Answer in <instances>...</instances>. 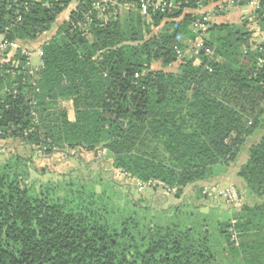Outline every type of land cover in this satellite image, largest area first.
<instances>
[{
	"label": "trees",
	"instance_id": "16d2710c",
	"mask_svg": "<svg viewBox=\"0 0 264 264\" xmlns=\"http://www.w3.org/2000/svg\"><path fill=\"white\" fill-rule=\"evenodd\" d=\"M73 1L0 0V41L26 44L56 29L35 79L19 51L8 61L10 50L0 55V141L32 156L105 151L112 172L161 181L176 197L190 189L204 201L205 186L260 135L238 168L240 206L224 221L181 206L153 209L119 192L113 177L36 186L28 182L32 156L9 152L0 162V264H240L230 221L240 236L264 214V202L242 201L264 200V42H251L247 21L212 24L204 40L211 54L185 52L175 37L195 38L188 26L196 16L186 11L208 0H174L173 14L148 22L136 0H79L56 27ZM263 14L264 2L262 31ZM155 62L177 69L154 70ZM63 102H71L72 117Z\"/></svg>",
	"mask_w": 264,
	"mask_h": 264
},
{
	"label": "rangeland",
	"instance_id": "374dc122",
	"mask_svg": "<svg viewBox=\"0 0 264 264\" xmlns=\"http://www.w3.org/2000/svg\"><path fill=\"white\" fill-rule=\"evenodd\" d=\"M76 2H73L69 7L65 10L63 14L59 16V22L60 18L67 16L71 9L75 8ZM124 7H121V10ZM243 8V7H242ZM245 17V15L243 16ZM176 22V21H175ZM178 22V21H177ZM244 22V21H243ZM243 22H240L238 24H243ZM165 21L162 22L160 26H163ZM171 23V22H170ZM245 23V22H244ZM169 24V23H168ZM191 24L188 26L189 31L192 34V31L190 29ZM160 28V27H159ZM159 28H153L154 32H158ZM259 28L258 24L256 25V29ZM261 28V27H260ZM245 29L248 33L251 34V39L254 40V43H257L261 40V36H252V34L255 33V24L251 22L245 23ZM160 32V31H159ZM40 37V36H39ZM38 37V38H39ZM194 39V38H193ZM39 41L36 42L35 40H30L32 43H34L33 47L28 45H23L22 43L19 44V48L11 50V53L9 56L6 57V60L12 59V57L18 53V51L21 53V55L24 58H29V66L25 64L29 70L32 71L31 75L35 79L37 77V72L40 69H35L38 67V57L40 59V56L37 54V50L42 44L43 40L38 39ZM192 37L187 38L186 36H182L178 42H183V45H186L185 52L191 53V44ZM36 42V43H35ZM38 47V48H36ZM33 55V56H32ZM25 63H27V60H25ZM16 65L18 64V61L16 60ZM170 68H163L161 67L160 63H153L152 69L158 70L163 69L164 71H176V65H171ZM61 107H63L68 115L72 117L73 112L71 110V105L68 102H63L61 104ZM260 135V132H256L250 135L245 140V145L240 147L239 155L236 159V162L230 163L228 166V175L226 179H220L222 175H226V171L222 172L220 175L218 174L215 179H213L212 183L208 186L211 187L210 191L212 193V186L213 187H220V188H226L229 185L234 186L238 191L241 190L240 184H238V181L236 179L235 173L238 172V167L240 164L244 163L247 158V150L249 146L254 144L256 140H258V137ZM149 146L146 148V151L150 152L152 156H156L158 159H163L161 154L158 150L152 149L150 146H152V143H147ZM154 150V151H152ZM9 152H14L22 156H32L30 151H28L25 148L19 147V145H15L13 141H0V162L3 161ZM79 152V151H77ZM74 151H66L63 153L59 152H50L51 154H44L43 151H39L34 153V156H32L33 165L31 166L30 171V177L28 182L33 183L36 186H38L41 183H46L47 181H53L57 182L58 180L64 179L70 177L72 179L76 178L77 180L83 182V183H92L93 181H97V179L101 178L104 181L110 180L112 177L116 180L117 186H119L117 189L121 193H126L129 191L135 200H141L142 203H149L153 209H164V210H170L173 207L181 206L180 209L183 211H200L201 213L205 214V216H208L211 220H217L220 221L223 220V216H226L225 214L229 215L231 214L230 209L227 207L228 205L225 204V202L222 199H216L217 203H214L212 197L206 198V200L199 201L198 199L194 198L191 193L190 189H185L184 193H182L179 197H176V191L173 193H168L166 190H160L157 189L156 191H145V192H139L135 186L131 182H124L123 178L121 176H118L115 172L112 176V169L110 167V160L106 158L105 151H97L96 153H86L81 152L78 154ZM65 153V154H64ZM223 171V170H222ZM218 173V172H217ZM218 178V179H217ZM115 182V181H114ZM130 185V188L127 186ZM128 187V188H127ZM191 188V187H190ZM131 190V191H130ZM219 201V202H218ZM204 202V203H202ZM237 247V246H236ZM239 247V246H238Z\"/></svg>",
	"mask_w": 264,
	"mask_h": 264
},
{
	"label": "built area",
	"instance_id": "2783aa9c",
	"mask_svg": "<svg viewBox=\"0 0 264 264\" xmlns=\"http://www.w3.org/2000/svg\"><path fill=\"white\" fill-rule=\"evenodd\" d=\"M109 2L110 0H104V2ZM264 0H223L221 2V5L218 8V10H224V7L226 9L231 8H237V7H243L246 9H251L252 11L258 13L262 10V3ZM177 6L174 2V0H136V10L142 17L149 18L151 14L159 13L161 15H171L174 13L175 10H177ZM222 8V9H221ZM94 10L98 12H102L103 8L100 4L96 3L94 4ZM198 13V15L193 19L191 23V29L193 35H195V38L191 41L192 48H191V54L194 56L199 55L201 51H203L206 55L211 54V50L207 48L204 45L203 35L206 33V31L209 28V20H210V12L204 11L203 6H197L195 9ZM264 16V14H263ZM182 35H178L176 41L180 40ZM19 48L18 43H10L6 40L0 41V55L4 54L7 50H13ZM42 55V53H40ZM182 51L178 48H176V55L178 58L181 56ZM27 65L29 66V58H26ZM31 71V70H30ZM32 73V71H31ZM118 176H121L123 179H125L127 182H131L135 188L139 192H145V191H151V190H166L168 193H173L177 189L176 188H170L166 184H164L161 181L157 180H148V181H140L136 180L133 177H131L129 174L122 172L121 170L115 172ZM114 175V172H113ZM211 187L205 186L203 190V194L208 193L209 197H212V193L210 191ZM212 192H213V201L214 203H217L216 199H222L225 204H227L228 208L232 212V209L237 211L240 206V197L238 194L237 189L229 185L226 188H220V187H213L212 186ZM219 202V201H218ZM236 219H232L230 221V227H229V235H230V242L236 247L239 244V233L235 229Z\"/></svg>",
	"mask_w": 264,
	"mask_h": 264
},
{
	"label": "crops",
	"instance_id": "0c3cea01",
	"mask_svg": "<svg viewBox=\"0 0 264 264\" xmlns=\"http://www.w3.org/2000/svg\"><path fill=\"white\" fill-rule=\"evenodd\" d=\"M222 1L223 0H218V1H216V0H208L205 5H202L204 11L210 12L209 27L212 24L240 25L238 23L243 22V21L244 22H246V21L248 22L249 21V22L255 24V33L256 34H252V36H261L262 37L261 40L259 42H257L256 44L258 45L261 42H264V31H262L260 29L259 25H258L259 28L256 29V25L258 24V21H259L258 17H257L258 13L252 11L251 9L242 8L240 6L237 7V8H231V9H226L224 7V10H218L217 7H219L221 5ZM73 2H76L75 3L76 4L75 8L71 9L67 16L61 17L60 18V22H59V16L61 14H63L65 11L62 12L57 18L56 27H57V24L60 25V24H63L64 22H68L70 13L72 11H75V9L78 6L79 0H74ZM135 11L137 12L136 9H135ZM186 12H189V13H191L194 16L198 15L197 14L198 12L196 10H190V11L188 10ZM244 15H245V17H243ZM140 17L143 20H145L146 22H148L149 18H150V17L147 18V17H142V16H140ZM175 21L177 22V20H171L169 22H171L173 24H176ZM157 28H159V27H157ZM190 29H191V27H190ZM55 30L56 29L54 27V29H52V31L42 34L39 38L36 39V42L39 41L38 39H42L43 40V44L46 43L47 41H49L54 36ZM191 31H192V29H191ZM86 33L88 34V31H86ZM178 35L180 36L182 34H178ZM178 35H176V37H175L176 39H177ZM90 37L91 36L88 34V38H90ZM207 38H208V33H205L203 35V40H206ZM251 42L254 43V40L252 39ZM30 44H32V47L34 46L33 45L34 43H32V42H26V44H23V45L31 46ZM42 45L39 48L36 47V48H38L37 50H40V53H42ZM40 53H39V51H37V54L40 56V59L38 57V60H40V61H38V67L35 68V69H39V67L42 66L41 54ZM155 63H158V62H155ZM173 65H176V68H177V64L176 63L173 64ZM152 66H153V64H152ZM168 68L171 69L170 66L167 67V69ZM68 103L71 105V110H72L71 102H68ZM246 160H247V158H246ZM244 163L240 164L239 167L241 165H243ZM226 172H227L226 175L220 176L221 177L220 179H226V177H227V175L229 173L228 172V167L226 169ZM235 175H237V174L235 173ZM236 179L238 181V184H240L241 190H242L243 182L237 176H236ZM211 181H213V180H211ZM242 199H243L242 200L243 202H245L246 204H249V205H252L253 201H254L255 204H260V203L264 202V200L252 199V198H249L248 200H245L244 196H243ZM257 220L259 222H257V224H255V221H257ZM252 223L253 224L251 225V229L249 231L241 233V235L239 236V244H238L239 247L237 246L236 248H238V250L240 252H242V255H243V256L241 254L239 255V259H241L240 260V264H264V214H261L260 216H257L256 218H253V222Z\"/></svg>",
	"mask_w": 264,
	"mask_h": 264
}]
</instances>
